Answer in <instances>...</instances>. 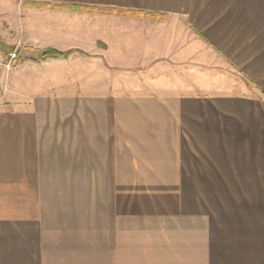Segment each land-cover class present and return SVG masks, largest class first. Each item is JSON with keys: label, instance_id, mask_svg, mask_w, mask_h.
<instances>
[{"label": "crops", "instance_id": "1", "mask_svg": "<svg viewBox=\"0 0 264 264\" xmlns=\"http://www.w3.org/2000/svg\"><path fill=\"white\" fill-rule=\"evenodd\" d=\"M13 5L2 42L91 56L0 106V264H264V0ZM119 68L138 83L100 82Z\"/></svg>", "mask_w": 264, "mask_h": 264}, {"label": "rangeland", "instance_id": "2", "mask_svg": "<svg viewBox=\"0 0 264 264\" xmlns=\"http://www.w3.org/2000/svg\"><path fill=\"white\" fill-rule=\"evenodd\" d=\"M24 0H15V5L11 6L12 14L15 15L20 13L21 5ZM10 6V5H9ZM16 7H18L16 9ZM14 10V11H13ZM110 14V13H105ZM16 19H14V22ZM20 21V20H19ZM18 21V22H19ZM99 22L101 21L99 19ZM85 25L83 23V33L85 31ZM0 26L4 29L7 34L5 37H2L3 40L9 41L10 37H15L18 35L17 28L11 26V21L7 18L3 20L0 19ZM98 30L107 33L111 28V26L103 28L100 25H97ZM108 29V30H107ZM113 30V29H112ZM105 33V34H106ZM85 34V33H84ZM105 34H101V37L98 39V68L97 72L103 71V67L108 66L113 69L110 62L106 60V49L108 44L105 42ZM117 42L120 45H127L131 42H136L137 37L133 34H124L119 35L117 38ZM88 40V39H87ZM124 41V43H122ZM8 43V42H7ZM117 43V44H118ZM11 51H16L18 57L10 66H7L8 55L6 50H0V106L3 108L9 107L13 101H19L20 99L33 97L35 95L44 93V92H58V90L62 91H73L70 89H77L81 86V81L89 80V71H90V61L89 56L91 53L90 45H82L83 49L80 50H69L72 53L67 58L65 57H51L46 59L39 58H31L21 54L22 49H20V43L17 45H11ZM24 46V48L32 49L34 51L31 54L34 57L37 56V53L42 51L43 47H35L30 48V46ZM118 46V45H116ZM93 50V48H92ZM6 54H4V53ZM69 53V54H70ZM122 68L114 70V75L110 76H99L100 82L108 83V84H123V87L126 88L131 85L132 81L138 83V79L140 78L137 72L134 71V75L130 77H125L120 75ZM125 71V70H124ZM87 74L85 77L82 73ZM127 79H131V81H127ZM143 79V78H142ZM136 83V84H137Z\"/></svg>", "mask_w": 264, "mask_h": 264}, {"label": "trees", "instance_id": "3", "mask_svg": "<svg viewBox=\"0 0 264 264\" xmlns=\"http://www.w3.org/2000/svg\"><path fill=\"white\" fill-rule=\"evenodd\" d=\"M35 4H38V3H35ZM40 5L41 6H47L48 3H41ZM78 8L85 9L86 7L80 6ZM157 17L158 18H164V15L160 14V15H157ZM0 48L4 49V51L6 50L7 55L11 51V46L9 44H6V43L2 42L1 40H0ZM69 53H70V51H60V50H57V49H54V48H44L41 51L40 58L41 59H46L48 57H67L69 55Z\"/></svg>", "mask_w": 264, "mask_h": 264}, {"label": "water", "instance_id": "4", "mask_svg": "<svg viewBox=\"0 0 264 264\" xmlns=\"http://www.w3.org/2000/svg\"><path fill=\"white\" fill-rule=\"evenodd\" d=\"M31 50L32 49H29V48H23L22 51H21V54L22 55L24 54L25 56H28V57H31V58H34V59L39 58V56L41 54V51L37 53L36 57H34V55L30 53V52L33 53L34 51H31Z\"/></svg>", "mask_w": 264, "mask_h": 264}, {"label": "built area", "instance_id": "5", "mask_svg": "<svg viewBox=\"0 0 264 264\" xmlns=\"http://www.w3.org/2000/svg\"><path fill=\"white\" fill-rule=\"evenodd\" d=\"M18 57V54L16 51H10L9 54H8V61H7V66H10L13 61H15Z\"/></svg>", "mask_w": 264, "mask_h": 264}]
</instances>
